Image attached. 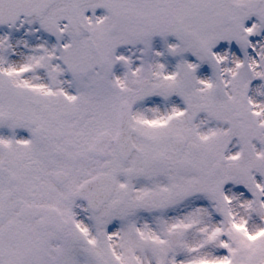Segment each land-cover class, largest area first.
Wrapping results in <instances>:
<instances>
[{"label":"snow or ice","instance_id":"snow-or-ice-1","mask_svg":"<svg viewBox=\"0 0 264 264\" xmlns=\"http://www.w3.org/2000/svg\"><path fill=\"white\" fill-rule=\"evenodd\" d=\"M0 264H264V0H0Z\"/></svg>","mask_w":264,"mask_h":264}]
</instances>
